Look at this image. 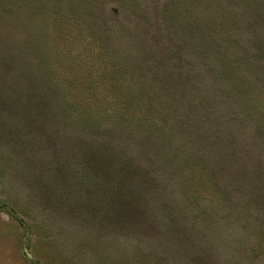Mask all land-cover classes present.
<instances>
[{"label":"rangeland","instance_id":"374dc122","mask_svg":"<svg viewBox=\"0 0 264 264\" xmlns=\"http://www.w3.org/2000/svg\"><path fill=\"white\" fill-rule=\"evenodd\" d=\"M0 264H264V0H0Z\"/></svg>","mask_w":264,"mask_h":264},{"label":"water","instance_id":"95a60500","mask_svg":"<svg viewBox=\"0 0 264 264\" xmlns=\"http://www.w3.org/2000/svg\"><path fill=\"white\" fill-rule=\"evenodd\" d=\"M26 254L28 257H31V254L26 250Z\"/></svg>","mask_w":264,"mask_h":264}]
</instances>
